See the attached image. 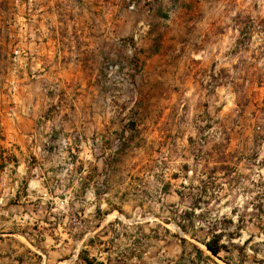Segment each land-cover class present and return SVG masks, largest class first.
I'll return each instance as SVG.
<instances>
[{"label":"rangeland","instance_id":"1","mask_svg":"<svg viewBox=\"0 0 264 264\" xmlns=\"http://www.w3.org/2000/svg\"><path fill=\"white\" fill-rule=\"evenodd\" d=\"M2 125L0 264H264V0H0Z\"/></svg>","mask_w":264,"mask_h":264},{"label":"trees","instance_id":"2","mask_svg":"<svg viewBox=\"0 0 264 264\" xmlns=\"http://www.w3.org/2000/svg\"><path fill=\"white\" fill-rule=\"evenodd\" d=\"M207 252L211 256L217 257L219 253L224 249V246L220 244V238L218 236L213 237L211 241L203 243Z\"/></svg>","mask_w":264,"mask_h":264},{"label":"crops","instance_id":"3","mask_svg":"<svg viewBox=\"0 0 264 264\" xmlns=\"http://www.w3.org/2000/svg\"><path fill=\"white\" fill-rule=\"evenodd\" d=\"M10 127L11 126H9V125H2V127L0 128V136L2 137V138H0V147H1L0 151L1 150L3 151V149H6V147H8L7 141L9 140L8 137H10L8 134L11 131ZM6 137H7V139H6ZM3 157H4V155H3ZM1 159L2 158L0 156V160ZM0 177L2 178V176H0ZM3 201H4L3 199L2 200L0 199V205L6 206V200L4 202Z\"/></svg>","mask_w":264,"mask_h":264},{"label":"built area","instance_id":"4","mask_svg":"<svg viewBox=\"0 0 264 264\" xmlns=\"http://www.w3.org/2000/svg\"><path fill=\"white\" fill-rule=\"evenodd\" d=\"M136 38V37H135Z\"/></svg>","mask_w":264,"mask_h":264}]
</instances>
